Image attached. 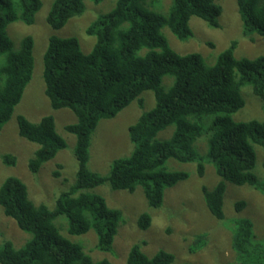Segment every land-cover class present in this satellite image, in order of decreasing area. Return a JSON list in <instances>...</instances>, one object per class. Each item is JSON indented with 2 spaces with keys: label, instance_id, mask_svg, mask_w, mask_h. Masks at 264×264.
I'll use <instances>...</instances> for the list:
<instances>
[{
  "label": "trees",
  "instance_id": "obj_1",
  "mask_svg": "<svg viewBox=\"0 0 264 264\" xmlns=\"http://www.w3.org/2000/svg\"><path fill=\"white\" fill-rule=\"evenodd\" d=\"M86 1L55 0L48 24L56 30L63 28L70 19L85 12ZM90 1L99 4L104 0ZM147 2L117 0L112 11L99 16L87 29L97 39L89 54L82 51L76 38L49 39L44 55L45 93L53 109H70L77 117L75 124L65 128L77 139L76 181L51 209L46 204H35L21 179H5L0 188V206L5 216L31 237L20 248L5 241L0 249V264H112L108 260L95 262L81 246L61 235L55 221L66 216L68 233L73 236L94 230L98 249L111 251L123 213L111 209L102 196L87 191L109 183L114 190L134 193L141 186L148 205L158 209L164 203L166 190L190 176L170 171L167 163L172 159L197 163L200 177L205 175L206 160L214 166L221 181L215 189L205 187L203 192L208 209L218 220L225 219L227 183L250 186L264 195V180L260 181L255 173V145L264 150V120H233V115L245 106L241 92L246 85L252 86L264 110V56L237 59V42L222 52L212 67L198 53L180 55L171 48L163 29L168 27L180 41H186L193 34L192 17L219 28L222 7L215 0H173L168 14L163 15L147 8ZM237 4L244 34L257 33L264 38V0H237ZM42 6V0H0V58L4 57L0 64V135L22 101L35 68L34 38L25 37L16 50L7 30L19 21L33 25ZM166 76L175 78L169 90L163 86ZM146 91L154 92L156 105L129 128L134 152L129 158L115 160L109 175L92 172L88 167L90 147L99 123L117 117ZM204 116L214 117L210 125L201 123ZM17 121L20 136L39 145L29 162L31 173H39L45 163L67 148L53 116L39 123L24 116ZM171 127V137L161 139L160 133ZM204 134L206 157L195 147ZM16 161L13 155L3 157L7 166H14ZM55 175L62 176L58 171ZM246 207L245 201L236 203L237 212ZM151 225L149 213L139 217L141 230ZM234 225L233 248L240 264H264V245L256 241L253 222L240 219ZM201 243L196 241L198 247ZM174 261L175 256L169 252L161 250L149 257L135 245L126 264Z\"/></svg>",
  "mask_w": 264,
  "mask_h": 264
},
{
  "label": "rangeland",
  "instance_id": "obj_2",
  "mask_svg": "<svg viewBox=\"0 0 264 264\" xmlns=\"http://www.w3.org/2000/svg\"><path fill=\"white\" fill-rule=\"evenodd\" d=\"M55 0H42L43 6L36 15L35 23L27 25L23 22L12 23L8 27V37L16 50L21 48L22 40L32 36L35 40V68L31 82L27 86L20 104L15 108L11 120L4 126L0 135V188L8 177L21 179L29 189L31 200L39 205L46 204L54 209L63 192L69 191L75 184L78 162L75 157L76 136L66 131V126L77 122L76 115L70 109L55 110L45 93L44 55L49 39L76 38L82 51L89 54L96 44V37L87 33L88 27L99 17L112 11L117 0H104L96 4L86 1V10L73 17L61 29H53L47 22V17ZM173 0H148L146 7L163 15H167ZM222 7L218 18L219 28L210 27L198 17H192L190 27L192 36L186 41H180L166 27L163 34L171 48L180 55L198 53L203 56L208 67L215 65L218 56L227 50L233 42H237L235 57L237 59H256L264 56V38L259 34L245 35L243 22L239 13L237 0H215ZM213 45V46H211ZM4 57L0 58V64ZM175 78L166 76L163 86L166 90L174 84ZM244 108L233 115L236 123L263 121V102L257 97L251 85L242 88ZM142 100V105L140 103ZM156 105L153 91L144 92L141 97L110 120H102L96 129L90 147L88 167L92 172L102 176L110 174L115 160L129 158L135 146L131 141L129 128L145 113ZM26 117L32 123H39L44 117L53 116L58 133L65 139L67 148L60 151L57 157L45 163L39 173L29 170V162L34 157L39 145L30 142L19 134L17 118ZM214 117L204 116L201 120L205 126L212 123ZM173 127L160 133L161 139L171 137ZM207 135H203L195 147L198 153L206 157L208 145ZM257 153L256 175L264 180V150L255 145ZM5 155H13L17 161L14 166L3 162ZM63 168L59 169L58 166ZM170 171L189 173V178L175 187L167 189L163 205L152 208L148 205L143 188L138 186L134 193L114 190L109 183L87 192L102 196L111 209L123 213V221L118 229L111 251L98 249V236L94 230L80 236L68 233V218L60 216L55 221L61 235L69 239L95 261L108 260L112 264H126L133 246H141L149 257H154L164 250L175 256L173 264H240L233 248L235 233L234 222L249 219L254 224L256 241L264 245V195L250 186H236L227 183L225 193V219L218 220L207 207L203 189L213 190L221 178L214 166L205 161V175L200 177L197 163H180L169 160ZM62 176L57 177L56 172ZM245 201L247 207L237 212L236 203ZM149 213L152 217L151 227L143 231L138 227L139 217ZM31 235L23 232L17 223L5 216L0 206V249L5 241H12L16 248L28 242ZM198 247L196 241H200ZM196 247V248H195ZM194 249V251H192Z\"/></svg>",
  "mask_w": 264,
  "mask_h": 264
}]
</instances>
